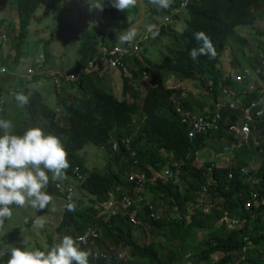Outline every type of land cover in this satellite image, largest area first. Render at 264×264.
I'll list each match as a JSON object with an SVG mask.
<instances>
[{
	"label": "trees",
	"instance_id": "trees-1",
	"mask_svg": "<svg viewBox=\"0 0 264 264\" xmlns=\"http://www.w3.org/2000/svg\"><path fill=\"white\" fill-rule=\"evenodd\" d=\"M61 1L64 5L67 2L8 1L10 11L0 17L3 39L0 42V61L8 69L2 77L9 78L0 81L1 118L20 116L17 107L11 106L14 105V95L23 92L24 85L15 80L17 76L9 67L16 66L19 60L21 45L29 35L34 15L46 10L59 11ZM144 1L151 4L149 0ZM181 1L172 0L168 9L157 10L153 14L165 17L172 8H178ZM106 6L110 18L126 25L138 10L135 5L123 11L117 10L108 1ZM184 11L185 25L180 33L162 26L155 31L158 38H166L163 42L155 40L157 51H165L159 60L157 53L149 49L148 37L140 43L138 58H126L133 68L131 79L122 78L120 100L108 89L111 84L106 74L86 71L87 61L101 44L93 40L96 35L91 38L87 33L82 34L81 61L66 72L74 79L69 84H54L51 89L55 99L52 107L44 104L46 97L24 92L30 94L25 109L33 123L35 118L31 110L48 121L46 134L60 138L67 153L69 167L65 170L64 179H50L46 189L53 197L52 201L59 198L64 202L56 229L60 235L58 241L64 235L74 238L89 233L92 239L94 237V246H88L89 264H234V261L238 264H264V88L261 86L264 83V64L260 60L264 61V30L260 31L264 0H187ZM100 15L106 17L105 13ZM239 28L252 35L240 37L237 40L239 46L230 49L227 56V43L236 36ZM198 31L210 37L215 49L214 58H189V49L198 47V42L193 39V33ZM254 43L258 50L253 49ZM13 47L15 51L11 56ZM148 53L155 57L153 62L146 57ZM223 57L228 58L225 69L221 66ZM10 61L13 62L8 64ZM244 68L260 71L252 91L245 84L238 85L234 81ZM59 76L58 73L53 74L61 82ZM40 78L44 77L35 74L32 82L36 83ZM19 79L25 84L22 78ZM207 81L210 86H207ZM185 82L209 92L213 104L219 105V119L193 138L188 137V126L180 123L177 109L190 115L200 113L201 108L182 97L183 92L165 88ZM72 86L78 93H66ZM225 88L241 98L242 107L253 101L257 103L256 110L263 111L256 117V110H253L252 121L248 123L251 135L246 141L227 129L231 123L237 120L243 123L245 119L241 108L229 109L225 106L226 101H220ZM239 90H244V94ZM25 129L26 123L20 117L14 132L22 134ZM127 139L128 150L124 143ZM88 145L102 148L105 157L101 159L107 160L108 164L105 171L86 167L79 152ZM114 145L117 151H113ZM233 148L235 161L228 167L216 166L214 158L200 167L195 165L199 152L205 149L211 150L216 157L224 150L229 153ZM165 168L178 171L175 182L155 178ZM74 169L76 175L73 174ZM133 173L146 176L143 185V191H147L145 202L139 206L140 209L132 206L126 210L134 213L138 223L133 225L120 215L105 220L106 216L95 206L107 201L112 194L116 196L128 191L129 195L135 196L132 191L137 186L136 182L128 181V176ZM56 185L64 186L65 191H60ZM70 185L73 194L78 191L77 197H67L66 188ZM204 187L206 193L203 192ZM85 197L87 201L83 199ZM52 201L44 209L36 210L37 215L48 213ZM69 202L74 203V211L66 210L65 205ZM155 210H159V218H149ZM224 212L238 219L236 229H227L220 223ZM26 220L25 225L30 227L34 219ZM19 234L20 231L13 228L0 236V264H5L11 247L25 248L15 242ZM43 237L50 245V236ZM119 248L126 249L128 257L119 258ZM216 255L221 257L211 263Z\"/></svg>",
	"mask_w": 264,
	"mask_h": 264
},
{
	"label": "clouds",
	"instance_id": "clouds-1",
	"mask_svg": "<svg viewBox=\"0 0 264 264\" xmlns=\"http://www.w3.org/2000/svg\"><path fill=\"white\" fill-rule=\"evenodd\" d=\"M108 2L111 7L122 11L125 10L126 8L134 6L135 4V0H108ZM149 2L153 4L158 10H162V9H168L170 7V4L172 3V0H149ZM90 4L92 8L98 11L102 10L103 8V0H90ZM186 5H187V0H182L178 8H172L171 11L165 17H163V25L161 26L166 27L167 23L171 22V19L177 20L178 19L177 17L179 18L183 17L182 13L186 9ZM154 27H155L154 25H147L146 27V31L152 33L153 36L156 35L155 31L158 30L157 29L153 31ZM120 33L121 34L119 35L118 38L121 41H124L125 43L122 46L101 45L100 52H96L92 56V58L87 61L86 71L88 73L95 72L98 75L100 73L106 75L116 74L122 76V78L131 79L130 71L132 70L133 67L131 63H128V61H126V58L127 57L138 58L141 49L140 43L142 42L140 43L132 42V40L136 36L135 28H127L121 31ZM193 39L196 42H198V47L189 49L188 55L190 59L196 60L198 56H208L210 58L215 57V49L208 35H206L202 31L194 32ZM2 40L3 39H1V34H0V42H2ZM129 44L136 45L139 47L137 54H128L122 57L121 64L123 66V69L119 67H110L107 63V59L110 56L105 54L104 56L103 50L109 51L112 50L113 48L123 49ZM39 56L43 58L41 54H39ZM18 59H20V57ZM11 62L13 61L7 63L9 64ZM244 69H248V68H244ZM6 71L8 72V69L0 61V73H1L0 81L4 80L5 77H2V74ZM41 72L42 71L38 70V75H41ZM35 74H36L35 71L29 68L26 72L23 92H18L14 95V101H16L19 106H24L25 108L26 107L25 105L29 103L30 94H32V92L35 91H36L35 93H38V91L34 87L35 85L40 86V88L38 89L40 90L42 97L43 96L45 97L46 95L49 94L54 84H58L60 86L62 85V83L70 82L74 79V76L60 72L59 77L62 79V81L59 82L58 77H56L53 79V83L51 84L50 87L45 86L46 90H42V86H44L45 84L43 83V81L39 79L36 83L32 82V77ZM52 74H54V71L52 72ZM257 81H258V76L257 78H254L253 83L255 84ZM115 83L118 85V82ZM178 85L180 87L179 89L173 88L174 86L177 85H171V86L167 85L165 88H170L179 92H183L182 84H178ZM210 85L211 83L207 81V86ZM243 85L244 84H242V86ZM121 86H122V79L120 82V87H119L120 89ZM223 90H227L229 93L228 95L227 94L224 95L221 92L220 101L222 100L226 101L225 103L226 107L229 108V104L236 99L239 100V102L241 103V98L236 97L235 94L229 91L228 88H225ZM24 92L30 94H25ZM66 93L74 94V93H78V90L75 86H72L71 88L69 87L67 88ZM240 93L244 94V90L240 91ZM182 94H183L182 97H185L184 93ZM203 94L207 95L208 97H211L209 95V92L208 93L204 92ZM52 99L48 100V102L46 100H43V102L44 104L52 107L53 104L50 103ZM215 105L216 104L212 103L208 107H202L200 113H191V114H201L205 110L213 111ZM239 108H242V105H239ZM229 109H234V108H229ZM31 113L35 118V124L33 123V120L30 118L28 110H26L25 116L21 117L22 122L26 123V129L22 132V134H16L15 132L12 131L13 124L10 120L0 118V220L12 216L13 214L12 206L23 208L25 205H27L37 211L42 210L46 206H48L53 199L51 194L46 191L50 179L63 180L65 177V170L69 167V163L67 160V153L60 141V138L51 134L44 133L42 128H40L38 125L48 126V121L45 120L41 115H39L37 111L31 110ZM61 121H63V118L61 119ZM250 135H251V131H250ZM124 143H125V149L128 150L127 146L129 145V140L128 139L125 140ZM113 147H114L113 151H117L116 149L117 146L114 145ZM97 148L99 150L102 149L101 147H97ZM84 149L83 151H85ZM75 173H77V171L74 169L73 174L76 175ZM133 174H140V173H133ZM156 176L155 178H158ZM76 178L79 179L77 176ZM155 178H153L152 181H154ZM57 188L62 192L65 191L64 186H57ZM68 189H70V191ZM143 190H145L144 187L140 191H138L139 193H135L132 191V193L135 196L129 195L134 201V206L137 208H139V206H141V204L145 202V194L147 193V191H143ZM66 191L68 198H70L72 195L74 196L71 185L68 188H66ZM120 194L121 193H118L116 196H113V198H116ZM138 197H142L143 202H139L137 200ZM110 199L111 197L109 195L107 201H109ZM101 204H99L98 210L100 211L101 214H104L106 216L105 217L106 220L108 218V215L107 213L99 209ZM65 207L66 210L69 212L75 210V205L74 203L71 202L67 203ZM229 216L232 218H236L231 215ZM27 222L28 221L25 220V223ZM32 223L34 226H37L39 228H43L44 226L42 219H40L39 217L33 220ZM220 223L226 226L223 222H221V219H220ZM237 227L231 229H236ZM84 235H77L74 238L68 235H64L54 246L50 247L46 251L39 250L36 248L25 249L20 247H11L9 249L10 251H9L8 259L6 260L5 264H89L90 252L88 251V246L89 245L94 246V237L92 239V237L89 236L88 238L85 239ZM84 239L85 242H82L84 241ZM243 252L245 253V251ZM95 256L96 253L92 257L95 258ZM118 256L119 258H122L119 254ZM189 257H191V255H189Z\"/></svg>",
	"mask_w": 264,
	"mask_h": 264
},
{
	"label": "rangeland",
	"instance_id": "rangeland-1",
	"mask_svg": "<svg viewBox=\"0 0 264 264\" xmlns=\"http://www.w3.org/2000/svg\"><path fill=\"white\" fill-rule=\"evenodd\" d=\"M8 1L10 2L11 0H0V17L2 14L6 16L9 13L10 6H8ZM107 1L108 0H103V8L99 11L91 7L90 0H67L65 5L61 1V8L59 11L53 12L46 10L41 13H36L33 17L34 23L29 30V35L25 38L24 43L21 45L22 53H20L19 62L16 64V66L9 67V69L13 70L17 76V79L15 80H18V82H21V85H24L19 77L22 78L23 82L25 83L26 72L30 68L33 69L36 74H38V70L42 71L41 75L44 78H40V80L45 83L44 86L50 87L54 79L52 74L53 71L54 73L60 74V72H62L65 74L66 72L70 71L76 63L81 61V51L82 47L84 46L82 34L85 33L90 34L91 38L96 35L93 40H96L103 45L122 46L125 42L118 38L121 34L120 32L127 28H135L136 36L132 42H144L145 37H148L147 43L149 44V49L157 53V60H159L165 51L163 53L157 51L155 48V40H160L163 42L166 38H158V36H153L152 33L146 31L147 25H154L155 27L153 31L157 30L161 25H163V17L155 16L153 14L158 9L153 4L146 3L144 0H135L134 5L138 10H136L130 22L126 25L124 22L110 18L108 16V10L106 6ZM6 5L8 7H5ZM12 9L15 8L12 7ZM100 13H105L106 17H101ZM261 21L262 24L260 25V31H263L264 18H262ZM184 25L185 22L183 21V17H178L177 20L171 19V22L167 23L166 27L176 31L177 33H180ZM249 34L250 33L242 28L237 29L236 36L230 39L227 43L228 51L226 50L227 52H225V54L229 56V50L239 46V42L237 40L240 37L246 38L249 36ZM7 39L11 40V38ZM101 44L97 45V52H100ZM252 47L254 50H258L256 43H254ZM14 49L15 47L10 50L11 56L14 55ZM39 54H42L43 58H41ZM146 57L152 62L155 59L151 53H148ZM45 61H47V63H45ZM227 61V57L222 58V68H226L225 65L228 64ZM106 77H109L111 84V88L106 87V89L108 88L111 90L113 95L120 100L121 89L119 87L122 76L116 74H107ZM7 79L9 78H4V80ZM115 82H118V85L115 84ZM69 83L70 82H68V84ZM103 85L106 86L105 82ZM34 87L40 88V86L36 85ZM182 87L185 98L193 102L197 100H203L204 96H206L203 95V90L197 86L194 87L191 82L182 83ZM192 94H194L197 98H193ZM52 96V93H50L46 101L48 102V100H51ZM6 98L8 97L6 96ZM11 107H17L18 113L20 114V116L15 114L10 118H6L12 122V131L14 132L18 119L25 116L26 110L24 106H19L16 101ZM38 126L42 128L44 133H47V126ZM84 150L86 151L79 152V155L84 158L86 167L88 169L99 168L100 170L105 171V168H107L108 164H106L107 160L101 159L105 157L104 152L91 145L86 146ZM211 153L212 151L209 149H207V151L205 149L202 152H199V158L195 163L196 167H200L205 161H210L213 158ZM234 161L235 160L233 159L231 164ZM77 194L78 191H76L74 196L72 195L71 197H77ZM113 196V194L110 195L111 198H113ZM83 199L87 201V197ZM98 206L99 205L95 206L96 209H98ZM12 208V216L0 220V236H2L5 232L11 231L13 228H17L20 231V234L16 237L15 242L24 245L25 249L41 248L46 251L47 247L50 248L57 243L60 235L56 232V229L59 225L61 214L64 208V202H62L61 199H54L48 209V213L40 216L37 215L36 210L27 205H25L23 208L16 206H12ZM38 217L43 221V228H39L33 224L30 227L25 225L24 221L26 219L35 220ZM43 235L50 236V245L47 244ZM118 253L122 258L128 257V251L126 249L119 248ZM219 257L221 256L216 255L211 263L218 261ZM234 264H238L237 261H234Z\"/></svg>",
	"mask_w": 264,
	"mask_h": 264
},
{
	"label": "built area",
	"instance_id": "built-area-1",
	"mask_svg": "<svg viewBox=\"0 0 264 264\" xmlns=\"http://www.w3.org/2000/svg\"><path fill=\"white\" fill-rule=\"evenodd\" d=\"M139 50V47L136 45L129 44L125 48H113L112 50H103V55H109L110 57L107 59V63L110 67H119L123 69V66L121 64V59L125 55L128 54H137ZM104 55V56H105ZM261 62L264 63V61L260 58ZM260 71H251L249 69H244L243 73H239L234 77L235 83L238 85L246 84V87L249 90H252L255 87V84L253 83L254 78H257ZM261 86L264 88V83L261 84ZM173 88L179 89V85L174 86ZM222 93L224 95H228L227 90H223ZM183 96V94H182ZM241 103L239 100H234L229 104V108H236L239 107ZM257 103H254L253 101L250 103L247 107H242L241 110L244 115L245 121L243 123H239L238 121L231 123L228 126V131L232 133L234 136L239 137L242 141H246L250 137V129L248 123L252 121V113L253 110H256ZM219 105L216 104L213 111L205 110L201 114H190L186 115L183 114L179 109H177V112L179 113L180 117V123L183 125L188 126V137L193 138L194 136L198 134L204 133L210 125H212L216 120L219 119ZM263 113L262 110H256L255 116L259 117ZM156 177L162 178L163 180H173L174 182L177 180L178 177V171H172L170 168H165L161 174L157 175ZM129 182H136V191L135 193H139L143 188V185L146 181V176L144 174H131L128 176ZM70 191V189H68ZM203 192H206V188H203ZM126 194H120L116 198H111L109 201L104 202L100 205L99 209L107 213L108 217L115 216V215H121L123 217H126L128 221L136 225L138 221L134 217V213L130 212L128 213L126 210L130 207L134 206L133 199L129 196L130 192H125ZM256 195H253V198ZM139 202H143L142 197H138L137 199ZM206 213L208 210H204ZM159 210L153 211L151 214H149V218L151 219H158L159 218ZM221 222H223L227 228L231 229L238 226V219L232 218L228 215V213H224L223 217L221 218ZM94 235V234H93ZM90 236L89 233H86L84 235V238H88ZM95 236V235H94ZM84 241L82 242H85Z\"/></svg>",
	"mask_w": 264,
	"mask_h": 264
},
{
	"label": "crops",
	"instance_id": "crops-1",
	"mask_svg": "<svg viewBox=\"0 0 264 264\" xmlns=\"http://www.w3.org/2000/svg\"><path fill=\"white\" fill-rule=\"evenodd\" d=\"M116 84V83H115ZM34 90V89H33ZM36 90L38 91V93L41 95V97H42V94H41V92H40V90L38 89V88H36ZM42 90H46V87L45 86H42ZM35 91V90H34ZM36 92V91H35ZM50 93H52V91H50L49 92V94ZM48 94V95H49ZM48 95H46L45 97H46V100L48 99ZM52 95H53V99H52V101L50 102L51 104H53L54 105V103H55V99H54V94L52 93ZM193 95V98H197L194 94H192ZM203 95H205V94H203ZM192 104H194V105H196L197 107H200V108H202V107H208V106H210L212 103H213V98H211V97H208L207 95L206 96H204V99L203 100H197V101H195V102H193V101H191V100H189ZM14 104H15V101H14ZM230 152H232V153H230ZM229 153L227 152V150H224V152L222 153V154H220V155H217L216 157H214L213 155H212V157L214 158V159H216V166H218V167H228L229 165H231V162H232V160L234 159V152H235V150H234V148L230 151ZM264 154V153H263Z\"/></svg>",
	"mask_w": 264,
	"mask_h": 264
}]
</instances>
